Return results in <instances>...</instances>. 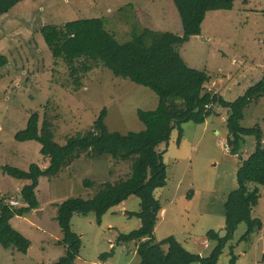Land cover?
Instances as JSON below:
<instances>
[{
  "label": "rangeland",
  "instance_id": "1",
  "mask_svg": "<svg viewBox=\"0 0 264 264\" xmlns=\"http://www.w3.org/2000/svg\"><path fill=\"white\" fill-rule=\"evenodd\" d=\"M249 2V10L208 13L201 36L191 38L180 49L183 60L190 68L213 75L207 90L221 93L229 101L242 95L245 86L249 88L258 83L264 74V0ZM125 5H133L142 23L153 32L182 35L181 19L173 0H29L28 6L14 13L16 25L11 26V33L5 30L8 26L3 28L0 25V54L8 59V64L0 68V199L19 198L20 193V182L5 176L1 169L3 166L25 171L31 164H38L43 170L49 166L40 154V144L18 143L15 140L16 134L25 130L33 114L40 115L41 123L45 117L51 119L55 140L61 146L69 138L91 128L104 108L108 110L106 124L111 132L127 134L144 130L137 111H152L157 107L158 97L151 90L114 78L111 71L99 67L86 76L80 90L76 91L66 65L55 62L40 34L45 26L107 18L109 30L124 42L127 30L125 34V27H116L114 18L115 13ZM18 13L24 16H18ZM216 112L218 115L212 117L208 125L184 126L182 148L176 147V152L169 149L165 155L168 187L163 191L167 199L172 196L173 200H170L167 217L160 216L162 225L158 224L159 229L157 226L155 232L157 241L174 237L192 253L203 243H208L204 255L214 249L206 234L224 229V206L237 187L236 165L239 160L225 150L224 121L227 111L217 108ZM250 114L252 118H245L244 127L255 126L264 116V98L253 106ZM196 141H200L198 147L194 145ZM195 148L198 152L193 151ZM163 150L161 146L159 151ZM130 173L129 164H116L111 157H103L76 160L51 180L41 178L37 190L41 205L39 212H34L38 214L27 217L25 222H21L23 218L12 222L13 227L32 242V247L28 255H23L0 245V264L56 263L64 255L63 248L56 246V242L63 237L56 220V204L68 198H92L98 186L90 191L83 185L86 180L97 185L115 183ZM192 193L195 195L193 200L188 198ZM161 196L164 198L163 194ZM260 196L259 205L253 209V217L264 223V188H261ZM135 199H129L131 212L138 210ZM50 200L56 204L49 205L47 212L41 215V210ZM23 205L19 202L18 206ZM81 219L84 221L82 225L76 220L74 228L82 237L84 248L81 259L75 264H94L100 254L108 251L107 241L102 240L108 231L105 230L98 238L96 225L89 226V219ZM118 221V233L135 230L136 222L140 223L135 216ZM31 224L36 227H31ZM245 232V225L240 226L232 243L237 244ZM189 233L193 235L186 241ZM115 237L117 234H114ZM109 246V250L113 248V240ZM164 249L167 250V247ZM243 250L244 264H264V231L257 232L249 242L239 245V253ZM226 257L221 259L226 260ZM139 263L140 259L134 251L120 248L116 250L114 259L100 264Z\"/></svg>",
  "mask_w": 264,
  "mask_h": 264
},
{
  "label": "trees",
  "instance_id": "2",
  "mask_svg": "<svg viewBox=\"0 0 264 264\" xmlns=\"http://www.w3.org/2000/svg\"><path fill=\"white\" fill-rule=\"evenodd\" d=\"M23 1L0 0V17ZM173 3L181 19L182 35L148 29L133 5H125L115 13L116 27H125V34L127 30L124 42L109 30L107 18L42 28L40 34L51 55L57 64L66 65L76 91L89 73L102 67L111 71L114 78L151 90L159 101L152 111H137L145 127L140 132H111L106 124L108 110L104 108L91 128L69 138L64 146L55 140L51 119L45 117L41 123L39 114L31 115L25 130L16 134L15 140L40 144V154L49 166L43 170L38 164H31L27 171L9 166L1 168L5 176L20 182L19 198L0 199V245L4 249L28 255L32 242L18 232L12 222L40 208L37 190L41 178L51 180L76 160L103 157H111L116 164H129L131 173L115 183L97 185L86 180L83 183L86 189L92 191L98 186L92 198H68L57 205L56 220L63 237L56 246L63 248L64 255L54 264H75L81 259L84 245L74 228L76 220L89 219L102 228L105 218L130 198H136L139 207H136L138 212H131L130 207L127 216L137 217L141 226L118 233L113 248L100 254L102 263L113 259L116 250L127 248L135 252L139 264H237L241 253L239 245L249 242L263 229V222L253 217V209L259 205L261 188H264V116L250 128L242 123L245 118H252L253 106L264 98V74L258 83L249 88L245 86L242 95L229 101L221 93L207 90L213 75L190 68L180 54V49L191 38L201 36L208 13L249 10L251 3L249 0H173ZM7 64L8 59L0 55V68ZM217 108L227 111L225 150L239 160L237 187L224 206V229L206 234L214 249L208 255H201L189 252L174 237L157 241L155 232L164 205L172 200V196L167 199L163 191L168 187V165L164 157L169 149L176 152V147L182 148L184 126L208 125V121L218 115ZM161 146L164 147L162 152L159 151ZM14 199L24 205L13 206ZM242 225L246 232L233 244ZM225 251L228 263L221 259Z\"/></svg>",
  "mask_w": 264,
  "mask_h": 264
},
{
  "label": "crops",
  "instance_id": "3",
  "mask_svg": "<svg viewBox=\"0 0 264 264\" xmlns=\"http://www.w3.org/2000/svg\"><path fill=\"white\" fill-rule=\"evenodd\" d=\"M29 5V0H25V1H23L22 3H19L18 5H16L8 14H5V15H3L2 17H0V25H2L3 26V28H6L7 26V28L5 29V30H9L8 32L9 33H11L10 32V30L12 29L11 28V26H15L16 25V23H15V21L14 20H16V18H15V15H14V13L17 11V10H20L21 8H23L24 6H28ZM17 13V12H16ZM19 15L18 16H21V17H23L24 16V14L23 13H18ZM21 17H19V18H21ZM10 22H11V25H10ZM13 22V23H12ZM6 32V34H8L7 33V31H5ZM8 36V35H7ZM5 40L7 41H11V40H9V39H7V38H5ZM1 41H2V38H1ZM0 41V42H1ZM0 55H2V54H0ZM2 56H5V55H2ZM6 58H7V56H5ZM183 142H184V140H182ZM199 143H200V141H196V143H194V145L196 146L197 145V147H198V145H199ZM193 151H197L198 152V149H196L195 148V150H193ZM47 163V162H46ZM27 171V170H26ZM194 197H195V195H193L192 196V198H191V200H193L194 199ZM170 199H172V198H170ZM173 200V199H172ZM136 201V200H135ZM131 202V201H130ZM130 202H129V200L124 204V205H122V206H118V207H116V209L114 210L115 212L114 213H112L111 215H109V216H107L106 218H105V221H104V224H103V227L101 228H99V227H96V229H95V232H99L97 235H98V238H101L102 237V235H103V233L105 232V230H107L108 231V234L105 236H103L102 237V240H104V241H107V244H108V250H109V248H110V244L112 243V240H113V242L115 241V239H116V237L114 238V234H117V236H118V232H117V230H115V229H118L119 228V226H118V224H119V221L118 220H120V219H129L130 220V217L129 216H127V211H128V209H130V207H129V204H130ZM171 202L172 201H169V203H167L166 205H164V208H163V211H162V213H161V217L162 218H165V216L167 217V214H168V208H169V206L171 205ZM56 203L55 202H53L52 203V200H50V202L47 204V206L45 207V209L43 208L42 210H41V215L42 214H44L45 212H47V207L49 206V205H55ZM138 204V203H137ZM56 209H57V204H56ZM137 206H135V208H136ZM138 207H139V204H138ZM38 210V209H37ZM34 212H36V210L35 211H33L28 217H30V216H32V217H34V216H36V214H38V213H35L34 214ZM37 212H39V210L37 211ZM135 212V211H134ZM55 213V212H54ZM40 214H39V216H40ZM57 214V213H56ZM122 217V218H120V219H118V220H116V218L117 217ZM27 217H25V218H23V221H21V222H25L26 220H28V219H26ZM18 219H20V218H16V219H14L13 221H16V220H18ZM20 220H22V219H20ZM82 219H79L78 221H77V224L78 223H80V222H84L83 220L81 221ZM224 220V219H223ZM92 221H90V222H88V225L89 226H92V225H94V223H91ZM118 223V224H117ZM137 224H136V228H139L140 226H141V223H139L138 221L136 222ZM33 225V226H32ZM160 225H162V222L161 223H159V226ZM159 226H158V229H159ZM31 227H36V226H34V224H31ZM37 229H39V231L40 232H42V233H45V231H43L41 228H38L37 227ZM262 231H264V223H263V229L260 231V232H262ZM193 234L192 233H189V234H187V237H188V239L187 240H189V239H191L190 237L192 236ZM197 242H198V240H197ZM205 248H208V243H203L202 245H201V248L200 249H198V250H196L195 252L196 253H199V254H201V255H204V250H205ZM135 253V252H134ZM245 256V252H241L240 253V256H238V262H237V264H244V260H242V257H244ZM114 259V258H113ZM112 260V259H111ZM100 263H102L100 260H99V257H98V262H95L94 264H100Z\"/></svg>",
  "mask_w": 264,
  "mask_h": 264
},
{
  "label": "built area",
  "instance_id": "4",
  "mask_svg": "<svg viewBox=\"0 0 264 264\" xmlns=\"http://www.w3.org/2000/svg\"><path fill=\"white\" fill-rule=\"evenodd\" d=\"M17 203H18V204H17ZM11 204H12L13 206H18V205H19V201H18L17 199H14V200L11 201Z\"/></svg>",
  "mask_w": 264,
  "mask_h": 264
}]
</instances>
